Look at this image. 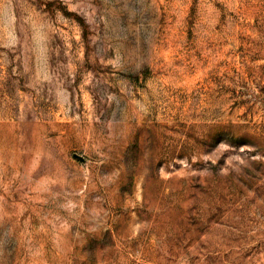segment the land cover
<instances>
[{
    "label": "rangeland",
    "instance_id": "374dc122",
    "mask_svg": "<svg viewBox=\"0 0 264 264\" xmlns=\"http://www.w3.org/2000/svg\"><path fill=\"white\" fill-rule=\"evenodd\" d=\"M0 264H264V0H0Z\"/></svg>",
    "mask_w": 264,
    "mask_h": 264
}]
</instances>
